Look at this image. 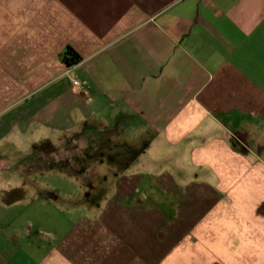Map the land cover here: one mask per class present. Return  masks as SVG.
Masks as SVG:
<instances>
[{"label":"crops","instance_id":"obj_1","mask_svg":"<svg viewBox=\"0 0 264 264\" xmlns=\"http://www.w3.org/2000/svg\"><path fill=\"white\" fill-rule=\"evenodd\" d=\"M38 141L112 197L41 193ZM0 264H264V0H0Z\"/></svg>","mask_w":264,"mask_h":264},{"label":"rangeland","instance_id":"obj_2","mask_svg":"<svg viewBox=\"0 0 264 264\" xmlns=\"http://www.w3.org/2000/svg\"><path fill=\"white\" fill-rule=\"evenodd\" d=\"M37 143L39 145L38 148L35 149L37 152H34V150L32 151L31 149L33 158L27 160H30L35 167H40V169L43 167V173H33L31 175L33 183H37V186H41V193L59 199L60 204H63L66 211L70 210L73 206L74 212L79 213L80 211L83 214H88L90 208H94L93 210L97 212V210L100 209V206L106 202V199L109 196L112 197L114 191H107L104 189V186L106 185L104 182L105 179L113 180V178L119 177V174L113 173L112 175H109L108 173H102L103 168H105L103 164L104 159L102 158L103 144L99 149L101 151L91 150V156L89 158L81 157L80 159H75L72 156L74 154L71 151L72 144L70 142H55L54 144H56V148L58 146V150L56 149L54 153H48V156L46 155V157L43 155L44 158L39 161V157L42 155L41 146H43V142L38 141ZM98 146H100V143H98ZM82 148L83 143L81 142L79 150H82ZM88 154L89 152H86V157ZM115 163L116 166H120L119 160H116ZM84 164L87 166H93L92 169L96 167V169L100 170V173H97L95 176L82 173L81 171L85 169L82 166ZM47 168H49V170ZM40 169L38 168V171H40ZM78 171L81 173L77 174ZM74 173H76V175ZM89 177H92V183L90 184L92 188L86 190L83 180L89 179ZM76 178L80 179V182H77Z\"/></svg>","mask_w":264,"mask_h":264},{"label":"trees","instance_id":"obj_3","mask_svg":"<svg viewBox=\"0 0 264 264\" xmlns=\"http://www.w3.org/2000/svg\"><path fill=\"white\" fill-rule=\"evenodd\" d=\"M62 60L67 65V67H74L81 62L82 58L79 53L75 51V49H73L72 47H68L62 56ZM38 146L39 145L37 144L34 148L37 149ZM41 147L43 150L45 148V143H43V146Z\"/></svg>","mask_w":264,"mask_h":264},{"label":"built area","instance_id":"obj_4","mask_svg":"<svg viewBox=\"0 0 264 264\" xmlns=\"http://www.w3.org/2000/svg\"><path fill=\"white\" fill-rule=\"evenodd\" d=\"M73 86L76 90H81L82 89V84L80 83V81L74 80L73 81Z\"/></svg>","mask_w":264,"mask_h":264}]
</instances>
